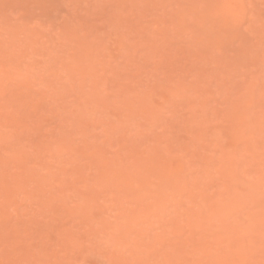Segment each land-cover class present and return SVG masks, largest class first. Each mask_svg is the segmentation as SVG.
<instances>
[{
	"label": "rangeland",
	"instance_id": "obj_1",
	"mask_svg": "<svg viewBox=\"0 0 264 264\" xmlns=\"http://www.w3.org/2000/svg\"><path fill=\"white\" fill-rule=\"evenodd\" d=\"M0 264H264V0H0Z\"/></svg>",
	"mask_w": 264,
	"mask_h": 264
}]
</instances>
